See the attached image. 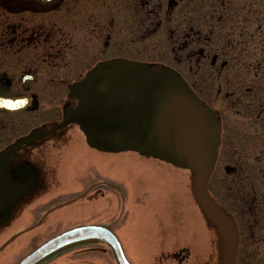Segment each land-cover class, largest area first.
<instances>
[{
    "label": "flooded vegetation",
    "instance_id": "obj_1",
    "mask_svg": "<svg viewBox=\"0 0 264 264\" xmlns=\"http://www.w3.org/2000/svg\"><path fill=\"white\" fill-rule=\"evenodd\" d=\"M165 44L170 62L146 60L147 49L158 56ZM116 58L177 70L212 109L221 128L208 192L236 225V264H264V0H0V100L12 101L0 105V179L29 181L2 224L20 229L0 253L35 244L16 264L68 229L100 225L118 235L131 264L224 259L221 235L211 252L208 238H197L209 228L195 226L191 204L132 220L146 208L135 200L147 182L130 177L129 157H146L100 150L79 125L59 126L76 105L70 85ZM95 244L106 243L82 242L42 264Z\"/></svg>",
    "mask_w": 264,
    "mask_h": 264
},
{
    "label": "water",
    "instance_id": "obj_2",
    "mask_svg": "<svg viewBox=\"0 0 264 264\" xmlns=\"http://www.w3.org/2000/svg\"><path fill=\"white\" fill-rule=\"evenodd\" d=\"M70 94L78 99V104L67 109L62 124L78 123L96 148L136 151L194 171L196 199L223 238V264H235L236 227L212 200L207 188L220 123L180 74L170 68L154 70L147 63L114 59L98 64L81 81L71 85ZM28 185L29 181L23 177L0 179V225L12 206L28 192ZM85 240L107 242L117 264H130L118 237L101 226L65 231L18 264H38L54 252Z\"/></svg>",
    "mask_w": 264,
    "mask_h": 264
},
{
    "label": "rangeland",
    "instance_id": "obj_3",
    "mask_svg": "<svg viewBox=\"0 0 264 264\" xmlns=\"http://www.w3.org/2000/svg\"><path fill=\"white\" fill-rule=\"evenodd\" d=\"M164 38L166 37L164 36ZM164 38L162 37V40L165 41ZM170 50V47L168 48L166 44L165 46L162 45L161 52L158 56H156L154 51L147 49L145 58L148 61L152 60L168 63L170 62L168 59L171 57ZM160 57H167V59H162ZM153 65H161V63L153 62ZM128 156L132 155L130 154ZM129 159H132V167L129 174L130 177L133 179V177H137V174H145L144 184L147 182L143 192H139L138 190L136 191V194L138 195L137 198L140 197V200H135V204H137V202L142 206L144 204L146 208H137L136 211L139 213L133 216L132 220H136L137 222H154L157 217L153 207H161L162 210L174 211V206H176L179 213H181L182 209L186 210L187 205L191 204L192 207L189 208V215L191 216L193 222H195V226H199L201 229L202 226L207 225L209 228L206 230L205 234L203 231L198 233L199 236L197 238H208L210 247L209 252L217 249V246L220 247L221 238L218 229L213 223L207 224V218L203 215V213H201L197 200L191 196V193L194 194L193 187L195 175L193 171L189 169H178L172 165L152 158H141V160H135L129 157ZM115 177L116 178L114 179L117 180V174ZM133 191L134 189L131 193ZM116 200L115 202L118 203ZM183 216L185 217L186 215ZM179 219H182V216H180ZM120 227L123 228L124 225H121ZM54 228L55 227L52 229ZM19 229L14 224L12 225L7 223L3 225L0 230V246L3 245L5 241L9 240L11 235ZM120 233L122 234V232ZM195 236H197V233ZM32 246H35V244L30 245L28 240H20L19 242L17 241L8 245V248L0 253V264H14L15 261L28 252ZM207 248H204V250L198 249V251H205ZM89 249L90 250H87V253H72L46 264H116V261L106 244H95ZM198 261L199 264H222V258L212 257L210 259L208 257V253H205L200 259L195 258L193 260V262Z\"/></svg>",
    "mask_w": 264,
    "mask_h": 264
},
{
    "label": "snow or ice",
    "instance_id": "obj_4",
    "mask_svg": "<svg viewBox=\"0 0 264 264\" xmlns=\"http://www.w3.org/2000/svg\"><path fill=\"white\" fill-rule=\"evenodd\" d=\"M12 104V101H9V100H0V105H3V106H11Z\"/></svg>",
    "mask_w": 264,
    "mask_h": 264
}]
</instances>
